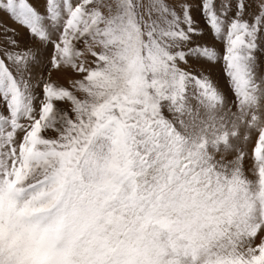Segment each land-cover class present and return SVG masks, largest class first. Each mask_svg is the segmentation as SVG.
<instances>
[{
  "label": "snow or ice",
  "instance_id": "1",
  "mask_svg": "<svg viewBox=\"0 0 264 264\" xmlns=\"http://www.w3.org/2000/svg\"><path fill=\"white\" fill-rule=\"evenodd\" d=\"M0 15V264H264V0Z\"/></svg>",
  "mask_w": 264,
  "mask_h": 264
},
{
  "label": "rangeland",
  "instance_id": "2",
  "mask_svg": "<svg viewBox=\"0 0 264 264\" xmlns=\"http://www.w3.org/2000/svg\"><path fill=\"white\" fill-rule=\"evenodd\" d=\"M145 2H147V0H145ZM0 23L8 24L11 27H17L10 19H8L7 17H5L3 15H0ZM199 24L202 28H207L206 22L203 20V18H200ZM208 36H211L210 29L208 30ZM0 39H2V34H0ZM212 39H214V37H212ZM215 47H216V50L218 51V53L220 54L221 59L216 62L215 66L212 68L211 72L206 73V74L209 75L212 82L218 87V90H220L222 92V94H225L230 100H233L234 94L231 91L230 84L228 82V78L226 77V75L224 73V63L222 60L223 50H224L223 41H217L215 44ZM86 56H87V54H86ZM194 74H198V73L194 72ZM61 83H63V81H61ZM193 92H194V89L189 90V94H192ZM193 103H195V101H193ZM58 106L63 107V103L58 102ZM47 135L51 136L53 134L51 133V131H49L47 133ZM251 147H254V145H252ZM251 159H252V157L250 155V149H249V155L246 157L245 163L247 164L248 161Z\"/></svg>",
  "mask_w": 264,
  "mask_h": 264
}]
</instances>
